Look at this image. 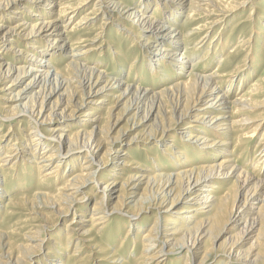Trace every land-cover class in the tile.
Instances as JSON below:
<instances>
[{"label": "bare ground", "instance_id": "obj_1", "mask_svg": "<svg viewBox=\"0 0 264 264\" xmlns=\"http://www.w3.org/2000/svg\"><path fill=\"white\" fill-rule=\"evenodd\" d=\"M56 1L0 0L1 23L7 20L5 16L12 10L14 11L13 16H10L9 20L13 21L18 15L21 16L20 22L14 26L5 27L0 24V61L3 60V62H0V83L12 77L13 74L16 75L11 81L12 84L18 82L21 78H29L27 84L17 94L11 95L7 99V102H13L11 104H14V106L0 107L2 109L0 110V128L3 123H6L9 127H11V124L16 123H20L22 127H29L24 135L26 140L25 142L23 141L24 147L22 148L18 145L20 143V141H17L18 139L11 142L9 141L10 137H6L8 140L3 142V146L0 147L1 151L4 148V144L8 147L5 156L0 157V172L2 173L1 168L11 161L13 162L11 167L14 166L17 155L23 149L26 152L23 153L30 156L29 162L35 164L36 170L40 175L38 185L45 182L49 177L55 180L59 179L62 168L66 169L68 167V171H72L71 176L54 192L42 193L40 197L46 201L40 205L54 216L64 215L67 212L73 213L76 218L83 215V220L80 223L71 221L64 227L66 237L61 245H65L66 250L73 240H77V242H74L75 249H77L75 253H79L82 246L79 242L89 243L88 245L95 243L93 247L90 246L91 256L95 255L92 259L93 264L106 260H110L111 264H125L122 260H119L120 258H118L119 256L116 255L114 250L108 246L99 248L97 245L99 238L96 233H100L105 228L114 213L120 212L127 216L131 229L132 223L137 222L136 219H138L140 214L151 210H153V215H155L154 223L147 228L141 237L142 248L138 256L139 261L136 264H163L173 251L179 250L187 252L185 253L184 264H190L192 260L195 262L198 258L200 259L197 264H204L207 259L205 245L208 239L211 238L213 231L216 229L217 232L221 231V228L230 222L236 221V219H243L244 226L241 228L239 237L229 243L228 252L226 253L230 256L229 262L237 260L241 264H256L259 259H264V178L260 176L262 174L261 166L264 164V133L254 147L253 154L255 155L253 160L255 163L253 164V170L247 173L245 172V165H242V167L237 164L239 156L248 149V143L258 134L260 120L264 116V100L260 101L257 98L264 94V78L250 87L247 86V90L242 95L230 100V97L234 96L233 93L228 95L232 83L237 79H240V83L243 80L242 77L238 78L240 75L238 70L241 67L236 65L232 68L231 64L227 63L230 53L219 59V64L214 73L206 75L204 74V68L199 71L200 73L193 72L195 67H197L196 65H198L197 63L203 62L205 65L206 59L213 61L217 53L215 50L212 53L209 52L211 51L212 40L208 39L204 42L205 39L200 38L202 30H206V28L205 25L195 24L197 17L216 14L224 19L245 10L252 0H136L138 4L134 3L130 6H124L112 0H81L77 3L80 6L79 8L71 7V5L62 7L56 4ZM44 2H48L50 11L47 13L39 10V15L32 14L31 9L38 10L37 5L40 3L44 5ZM90 2L98 3V8L95 7V11H98L101 8L100 6H104L102 11L105 18L99 25L100 29L97 28L98 30H101V27L106 25L107 21H109V24L113 23L114 18L117 17L125 22L137 25L147 33L148 38L143 46H146L147 52L157 58L154 59L144 54L148 61L146 62L144 59L145 63L142 59L139 61L146 72L139 71L138 74L140 72L142 75L148 74L149 81L153 84L142 88L144 76L138 78L137 74L136 77H130V79L128 78L129 75L125 79L118 75L108 79L104 72L94 67H86L75 61L77 57L84 56L93 49L81 51L79 54L78 52H73V45L66 32V25L60 26V23L62 17L68 13V10L73 8L71 12L76 13ZM52 8H57L56 12ZM19 9L21 11L18 12ZM150 9L159 12V14H153L155 19L161 21L160 23L148 13ZM23 10L28 11L30 16L40 17L39 20L41 21L35 24H28L26 17H23L25 15ZM94 10L93 12H95ZM183 11L185 14L182 16ZM50 12L55 15L52 19H50ZM93 12L84 14L73 26L74 28L72 27L71 31L75 29L76 33L80 34L81 37L82 35H89L91 30H87V26L91 24V14ZM181 17H183L184 22L178 25L176 19ZM28 19L33 18L28 17ZM252 22L249 16H246L232 30L236 28L241 31L243 27L250 25ZM40 32L47 33V38L55 34L56 38L53 43L60 44L55 48L58 50L55 53L58 56L68 58L63 70H57L50 63L54 56L52 55L53 51L51 52L45 46L46 44H43L46 40L43 41L42 39H38L39 43H32V40L24 42V45L30 46V49L35 51L38 56L32 55L29 61L23 63V66L16 68L12 64L5 63V59L1 58V49H7V44L18 43V39H36ZM101 34L102 32H99V35ZM217 34L222 35L223 33L219 32ZM249 38L250 33L248 37L241 33L237 46L234 45L230 49L231 52H236L238 47L241 44H245L244 41ZM94 40H96V37L91 43ZM85 41L88 42V38ZM228 43L229 40H222L220 37L216 44L220 45L218 52H221ZM152 44H154L153 47H151ZM204 45L206 47L202 48ZM44 47L48 50L44 49ZM182 47L184 53H187L190 49L192 52L201 50L203 56L201 59L190 63L191 69L183 79L180 78V80H175L171 85L169 84L159 90H155L154 81L158 80L162 84L163 81L171 80V75L165 71L166 69L164 70V67L170 71L172 70V73L177 76L184 75L182 70L187 64L186 59L188 57H183L184 53L180 52ZM17 53L19 55L23 54L20 50ZM114 55L118 56L116 53ZM178 55L180 57L176 58ZM46 56L49 59L43 60ZM165 59H169L171 63H165ZM13 61L14 63L18 62L17 59H13ZM136 61L137 56L129 63L128 74L133 70ZM25 64L28 65L25 66ZM4 65L5 68L3 67ZM252 67H249V70L252 71ZM69 81H75L77 93H74L73 98L70 97V101L66 102L64 107L61 108L63 96L71 92L69 91L71 87ZM102 81H105V83L100 86ZM225 83L229 84V88L228 91L222 92L221 87ZM112 90L113 92H119V96H113L114 98L119 100L127 98L130 101L127 111L134 112V115L145 112L141 119L145 123L151 119L155 127L156 122H158L161 128L160 133L165 130H171L172 125L183 127L189 131L186 133L184 141L181 142L182 144L176 146L172 154L163 153L171 157L169 167L175 169V173L172 174L166 171L156 174L157 171L154 169L157 168V170L162 171V165L156 162L157 159L153 161V158H151L153 162L150 163V167L152 166V169H150L143 163L138 162V158H132L135 155V150L140 146L136 143V137H132L128 141H124L123 135H116L109 140L107 139L106 136H109V131L114 125L108 127L106 123L109 117L100 114L98 109L103 104V99L110 96L108 93H113ZM39 91L42 92L41 96H37ZM54 97V101L47 109L49 100ZM167 98L174 102L173 112L175 113V120L165 125L164 122L170 116L167 117V112L161 109V101ZM200 104L202 105L201 109L197 108ZM146 107H148L147 111L145 110ZM190 114L194 115V119L191 122H183ZM80 117H83V120H80ZM76 118L80 120L78 123L80 129L71 132L67 128L71 127L70 121ZM86 121L94 125L97 123V126H95L96 131H93V129L90 131L82 129L87 125ZM53 123H57V127L48 130V133L45 134L41 127L45 126V129L49 127L48 124ZM140 125V123H137V126ZM154 130H157V127ZM104 144L109 146L108 149L104 148ZM103 148L104 152L101 158H98L97 155ZM41 149L42 153H38ZM80 152L85 154L82 157L80 167H77V160L73 159L72 155ZM120 152V161L117 163L119 167L116 170L125 172L124 177L118 178L117 176L116 178L115 174L111 181H107L101 187L99 185V175L105 169L104 166L108 156ZM36 156H38L37 162L34 161ZM190 156L193 158L191 159ZM215 157L220 158L219 162L216 161L217 164H206V162L202 161V164L199 163L197 164L198 166H193L194 163L192 162L195 159H199L201 162L200 158L211 160ZM49 166H51L50 169L41 172V170ZM76 168L77 171L75 170ZM232 178L234 179L233 183H239L238 191L234 195L229 189L222 188L219 183H210L211 180L225 182ZM24 179V176H22V185L25 183ZM53 179H51V182ZM117 179L122 182H117ZM4 183V179H2L0 183L1 200L5 194ZM205 185H207L208 189L203 190ZM17 186L20 187V185ZM117 186H119L118 189ZM86 190L87 192H84ZM90 190L91 196H94L95 199L89 214L87 213V216H85V208L81 207L80 202L83 201L84 197L88 198V191ZM183 193L193 195L184 201V207L172 213V206L175 202L185 200L181 197ZM115 194L117 195L115 196ZM260 196L262 199L258 201L257 199ZM238 198L242 199V209L240 208L237 212L232 213L230 204L234 205ZM11 200L12 198H9L8 202ZM26 200L27 197L23 196L16 198L12 204H6V207L13 204L19 205ZM112 200H114V204L110 209L108 205ZM168 202L170 204L167 207ZM253 204L257 205L255 213H250L249 206ZM246 205L247 208H245ZM160 222H163V224ZM84 223H87L88 226L83 227L84 225L82 224ZM119 225L118 223L115 229H118ZM97 227L98 230L94 233V228L96 229ZM45 229L47 227L41 226L27 240L38 241L41 231ZM130 229L124 237H120V246L118 248L121 249L123 244L126 245L128 241H131L134 245L137 244L140 229L136 228L134 231ZM236 230L240 229L236 228ZM115 235L116 237L119 236L118 230ZM205 235L207 239L204 245L201 246V239L205 238ZM242 235L244 236L242 241L254 236L253 242L248 246V250L244 254L239 252L240 245H238L241 244L239 240ZM38 246L39 244H29L26 253L36 247L38 248ZM135 251L136 249H131L129 252ZM48 254L52 257L50 253ZM226 254L224 255L226 256ZM1 256H3V260L0 259V264H15L12 262L13 255L9 250ZM14 259L18 260L20 258L15 257Z\"/></svg>", "mask_w": 264, "mask_h": 264}, {"label": "rangeland", "instance_id": "obj_2", "mask_svg": "<svg viewBox=\"0 0 264 264\" xmlns=\"http://www.w3.org/2000/svg\"><path fill=\"white\" fill-rule=\"evenodd\" d=\"M79 1L81 0H57L56 4L61 5L62 7L65 5H71V7L79 8L80 6L77 5ZM112 1L119 2L124 6H130V5H133L134 3L136 4L138 0L137 1L136 0H112ZM37 6H38V10L31 9L32 14L39 15V12H38L39 10L46 11L47 13L50 11V9H48V2H44V5L40 3ZM95 7L98 8V3L90 2L83 9L78 10V12L76 13L71 12V10L73 9L71 8L70 10H68V13L67 14L64 13L65 16L62 17L60 26L66 25V32L68 33V36L70 37V41L72 42L70 43L73 45L72 47L73 52H78L79 54L81 51L93 49L91 51L92 53L89 52L88 54H85L84 56H79L75 59V61L86 67L87 66L94 67L98 69L99 71L104 72L108 79H112L115 75H118L124 79L125 77L129 75L128 78L130 79V77L131 78L136 77V74H137L138 78L141 76L142 77L144 76L143 78L144 80L142 79L143 81L142 88H145L146 86L153 84L151 81H149L148 74H143V75L141 74V72L144 73L146 71L144 68L141 67V63L139 61L140 59L142 60L144 59L146 62L148 61L147 57H145L144 54L154 59L157 58L154 55L150 54V52H147L145 48L146 46H143L145 44V41L148 38L147 33H145L144 30L140 29L137 25L131 24V22H127V21L125 22L124 20H121L120 18H117V17L114 18L113 23L109 24V21H107L106 25L102 26L101 30H98L100 29L99 25H101L103 19L105 18L103 15V11H102V9L104 10V6H100L101 8H99L98 11L94 10ZM52 10H55L54 12H56L57 8H54V9L52 8ZM93 10L95 12H93ZM19 11L21 10L19 9L18 12ZM23 11L25 13L23 17L24 18L26 17V22H28V24L29 23L35 24L41 21L39 20L40 17L30 16V13L28 11L26 10H23ZM13 12L14 11L12 10L9 13H7L5 16V19L7 20L2 23L0 21V24H3L5 27H8V26H14L16 23H19L20 17H21L20 15H18V17L13 21L9 20V17L13 16ZM91 12H93V14H91V18H92L91 24L87 26V30H91L89 34L90 36L82 35L81 37L80 34L76 33L75 29L71 31V29L74 28L73 26L76 24V22H78L84 14L91 13ZM216 12L219 13L218 11ZM148 13H150V15L153 18L155 17L153 13L159 14L158 11L155 12L152 9H150V12ZM184 14L185 13L183 11L182 16ZM213 15H209L210 17L209 16L205 17L203 15H200L201 17L200 16L197 17L195 24L201 25V26L205 25L206 30H202L203 32L200 35V38L205 39L204 42H206L208 39L212 40V45L210 46L211 51L209 52L212 53L215 50L217 52L216 56L214 57L213 61H208L209 59H206L205 65L203 64V62L197 63L198 65H196L197 67H195L193 72L200 73L199 71H202V69L204 68L205 69L204 74L208 75V74L214 73V71L216 70L219 64V61H220L219 59L222 56H226L227 53H230L227 59L228 60L227 63H229V65L231 64L230 66L232 68H234L236 65H239L241 67L238 70L240 71L239 72L240 75L238 78L242 77L243 82L241 81L240 83L239 82L240 79H237L236 81H234L231 85V87L232 86L233 87L232 88L230 87V91H228L229 84L225 83L222 85L221 91L222 92L228 91V95L233 93L234 96L230 97V100H234L240 95H242L247 90L248 87L254 85L255 83H257V81L259 82L260 79L264 78V45H263L264 44V0H252V2L248 5V7L245 10L238 12L237 14L235 13L233 15H230L224 19L220 18V16H217L216 14H213ZM27 16L32 17L33 19L29 20ZM246 16H249L250 21H253V22L250 23V25H246L245 27H243L242 29L245 28L244 30H242L241 28H240L241 31L236 28H235L236 30L235 29L232 30L234 26L237 25V23L241 21L242 19H245ZM50 17H51L50 19H52L53 17H55V15L52 13ZM35 18H38V19H35ZM50 19H47V20H50ZM155 20H157L159 23L161 22L158 19H155ZM176 20H177L176 23L178 25H181L184 22L183 17L178 18ZM99 32H102V34L99 35ZM219 32L223 34L218 35L217 33ZM241 33L242 34L244 33V35L247 37H248V34L250 33V38L248 40H245L244 41L245 44H241L236 50V52H233V51L231 52L230 49L233 48L234 45L237 46ZM46 34L47 33L40 32L36 39L35 38L33 39L28 38L26 40L18 39L19 41L18 43L7 44L6 45L8 47L7 49H4V48L1 49V53H2L1 58L5 59L4 61L5 63L12 64L16 68L18 66H23L24 65L23 63L29 61L32 55L35 57L38 56L37 53H35V51L30 49V46L24 45V42L32 40V43H39L38 39H42L43 41L46 40V42H44L43 44H46L45 46H47L51 52L53 51L52 55H54L53 56L54 59L52 58L51 62L50 61L49 62L53 64L57 70H63V68L65 67V62L68 60V58L65 56L64 57L58 56L55 53L58 51L55 48H57L60 45L59 43H53V40L56 38L55 34L52 37H48V38ZM95 37H96V40H94L93 43H91V41ZM220 37L222 38V40L224 39L229 40V43L227 44L226 47H224V49L221 52H218L220 50L219 48L220 45H216V44L218 43ZM87 38H88V42L85 41ZM225 42H228V41H225ZM153 45L154 44H152L151 47H153ZM241 46L242 47L244 46V47L242 48ZM205 47L206 45H204L202 48H205ZM45 48L46 47H44V49ZM19 50L23 52L22 55H19L17 53V51ZM180 52L184 53L183 47ZM114 53L118 54V56L114 55ZM184 55L183 57H188L186 59L187 64L185 65L184 70H182V73L184 75L177 76L175 75V73H172V70L170 71L168 70V68L164 67V70L166 69L165 71H167V73L171 75V80H168L167 81L168 83L163 81L162 84H160L158 80L154 81L155 90H159L163 86H167L169 84L171 85L175 80L176 81L180 80V78L183 79L191 69L190 63L197 59H201V57L203 56V52L201 50H198L197 52H192L190 49L189 51H187V53L185 52ZM136 56H137V61L135 62L131 73L128 74L127 70L130 67L129 63L132 61L133 58H136ZM179 57L180 55H178V57L176 58H179ZM13 59H17L18 62L14 63ZM48 59L49 58H47L46 56V58L43 60H48ZM124 60L126 63L124 62ZM165 60H166L165 63H171L169 59H165ZM0 62H3V60H1ZM27 65L28 64H25V66ZM253 65L254 67H252ZM3 67L5 68V65ZM249 67H252V71L249 70ZM139 71H141L140 74H138ZM15 75L16 74H13L12 77L3 80L0 83V107L14 106V104H11L13 102H7V99L10 98L11 95L17 94L23 88V86L27 84V82L29 81V78L24 77V78H21L18 82H15L12 84L11 81L13 80ZM104 80L106 81L105 78ZM105 81H102L100 86H103ZM69 83L71 86L69 91L71 92L63 96L61 108L64 107L66 102L70 101L71 99L70 97L73 98L74 93H77V84L75 83V81H69ZM38 94L39 95L37 96H41L42 92L39 91ZM108 95L110 96L103 99V104L98 109L100 114H102L103 116L109 117L106 123L108 127L114 125V127L111 128V130L109 131V136H106L107 139L109 140L110 138L116 135H123L124 141H128L130 138L136 137L137 138L136 143L139 144L140 146L137 149L135 148L136 149L134 152L135 155L132 156V158L134 159L138 158L137 159L138 162H140L141 164L143 163L147 168H150V169H152V166L150 167L151 165L150 163H152L154 160L157 159L156 162L162 165V171L159 169L157 170L156 168L154 169L155 171H157L156 174H160L166 171L172 174L175 173L176 170L169 167V162L171 161L170 160L171 157L168 155H164L163 153L172 154L175 151V147L178 146L179 144H182L181 142L184 141L185 135L189 131L183 127L181 128V127H177L176 125H172L171 130L169 131L165 130L160 133L161 128L159 127L160 125L158 124V122H156L155 124L157 127V130L153 131V129H156L153 121L150 119V121L145 123L141 119L143 115L145 114V112L144 113L141 112V113L134 115V112L127 111V107L129 106L130 101L127 98L123 100L114 98V97L119 96V92L117 91H114L113 93H108ZM257 98L258 100L263 101L264 94L260 95ZM54 99L55 97L49 100L47 109L49 108L51 103L54 101ZM173 103L174 102L171 101L169 98L161 101V109L167 112L166 114L167 117L170 116V118H168V120L166 119V121L164 122L165 125L172 123L175 120V113L173 112ZM197 108L201 109L202 105L200 104ZM0 110L2 109L0 108ZM145 110L147 111L148 107H146ZM193 116L194 115H191V114L188 115L183 120V122H191L194 119ZM80 120H83V117H80ZM80 120L79 118H76L73 121H70L71 127L67 129L71 132H75L78 129H80L79 124H78ZM137 123H140L141 125L137 126ZM86 124L87 125L82 129L84 130L86 129V131H90L91 129H93V131H96L95 126H97V123L94 125L86 121ZM57 125H58L57 123L48 124L49 127H46L45 128L46 130L44 129L45 126H42L41 128L44 130V133L47 134L48 130H51L57 127ZM10 126L11 127H9L6 123H3L0 128V137H1L0 147L3 146V142L8 140L6 139V137H10L9 141L11 142L18 139L17 141H20L18 145H20L21 148L24 147L23 141L25 142L26 140V137L24 135L27 133L29 127H22L20 123L11 124ZM258 128H259L258 134L250 143H248V146H249L248 149L243 154H241V156H239L240 158L238 159V162H237V164H239L238 166L245 165L244 166L245 172L247 173L253 170V164L255 163L253 160V157L255 155L253 154L254 147L257 145L259 138L264 133V116H263V119L260 120V127ZM40 131L42 130L40 129ZM108 147L109 146L107 144H104V148L108 149ZM188 147L191 148L190 146ZM104 148L101 151H99L97 155L98 158H101L104 152ZM7 149L8 147L5 146L4 144V148L2 149V151L0 150V157L5 156ZM229 149H231V147H229ZM119 150H122V149H119ZM41 151L42 149L39 150L38 153H42ZM23 152H25V149H23L22 152L20 150V153L17 155L16 163L14 164V166L11 167V164L13 163L11 161L9 164H6V166L1 168L2 173L0 172V175H2L0 176V183L2 179H4V182H5L4 183V190H5L4 198H2V200L0 199V259L3 260V256L1 255H3L4 252L9 250V252H11L13 255L12 262H14L15 264H93L94 262L92 261V259L93 257H95V255L91 256L92 254L90 253L91 252L90 246L93 247L95 243L88 245L89 243L84 242L85 243L84 244L78 241L79 244H82L81 249L79 250V253H75L77 249H75L74 242H77V240H73L72 243L69 244L70 246L68 245V248L66 250H65V245H61V243H64V239L66 237L64 227L67 225V223L71 221H74V222L78 221V223H80V221L83 220V215L82 217L80 216L76 218L73 216V213L67 212L64 215L54 216L50 211H48L45 208H42L40 205L46 201L43 198H41L40 195L44 192L52 193L56 189L61 187L63 185V182L66 181L69 178V176H71L72 171H68L69 169L68 167L66 169L62 168L61 176L59 177V179L55 180L52 177L51 178L49 177L45 182L38 185L40 182V179H39L40 175L38 174V171L36 170L35 164L29 162L30 156L24 154ZM121 152L110 154V156H108L105 162V166H104L105 169L102 170V172L99 175L100 177L99 185L101 187H103L107 181H111L113 177L115 176V174H116V178L117 176L118 178L124 177L125 172L116 170L119 167V164L117 163L120 161L119 157H120ZM84 154H85L84 152L83 153L80 152V153H75L74 155H72L73 159L77 160L76 161L77 167H80V164L82 163V157L84 156ZM192 156H190L191 159L193 158ZM219 157L221 158V156ZM219 157H215L211 160L206 159V158H202V159L200 158L201 162L199 161V159H195L193 160L192 163H194L193 166H198L197 164L199 163L202 164V161L206 162V164H217L216 161L219 162L220 160ZM37 158L38 156H36L34 161L37 162L38 161ZM151 158H153V161H151ZM50 168L51 166L46 167L43 170H41V172H44ZM113 169L114 171H112ZM261 169H262L261 170L262 174L260 176L261 178H264V164H262ZM75 170L77 171V168ZM108 171H111V172H108ZM142 173H143V170H142ZM22 176H24L25 178L24 185H22V182H23ZM51 179H53L52 182H51ZM233 180H234L233 178L225 182H220V181L216 182L215 180H211L210 183L212 184L219 183L222 188L229 189L230 192L234 195L235 192L238 191L237 188H238L239 183L237 184L233 183ZM117 182L121 183L122 181L120 179H117ZM17 185H20V187H18ZM118 188L119 186H117V189ZM206 189H208L207 185L203 187V190H206ZM84 192H87V190ZM88 192H89L88 198L84 197L83 201L80 202L81 207L85 208V211H84L85 216H87V213L89 214V210L91 209V206L95 199V197L91 196L90 194L91 190ZM116 195L117 194H115V196ZM192 195L193 194L183 193L181 197H183L185 200L182 201L180 199L181 201L175 202V204L172 206L173 209L171 212L172 213L177 212L182 207H184L185 206L184 201H186V199L188 200V198H190ZM22 196L27 197V200L23 201L19 205L13 204V205H9L6 207V204H12L14 199L22 197ZM9 198H12V200L8 202ZM261 199L262 197L260 196L258 197L257 200L260 201ZM113 204H114V200L110 202V204L108 205V208L111 209ZM169 204L170 203L168 202L167 207L169 206ZM242 205H243L242 199L238 198L237 201L234 203V205L230 204L231 212L232 213L237 212L238 210H240V208L242 209ZM256 206L257 205L255 204L249 206L250 207L249 212L255 213ZM245 208H247V205L245 206ZM152 211L153 210L148 211L147 213L140 214V216H138V219H136L137 222L132 223L133 224L131 227L132 231H134L136 228L140 229V232L138 233L139 239L136 245H134L131 241H128L126 245L123 244L124 250H123V247L121 249L118 248L120 246L119 245L120 237H124L126 235L127 231L130 229V226H129L128 219H127L128 217L121 214L120 212H116L110 218V222L107 223L105 228L101 230L102 233L101 232L96 233L98 230V227L96 229L94 228L95 231L93 232L97 234V237L100 240V241L98 240V244H97L98 247L103 248L105 246H108L110 249L116 252V255H118L119 256L118 258H120L119 260H122L125 264H136L137 261H139L138 256L141 253V248H142L141 247V237L143 236L147 228L151 227L154 223L155 215H153L154 212ZM129 213H136V212H129ZM243 222H244L243 219L241 220L236 219V221L230 222L225 227L221 228V231L217 232V229L213 231L211 238L208 239L205 245L206 250H207L206 252L207 259L204 264H223V263L224 264H241V263H238L237 260L229 262L230 256L227 255L226 253L228 252L227 248L229 247V243L236 240V238L239 237V235L241 234V228L244 226ZM118 223L120 225L119 227H117L118 229H115ZM160 223L163 224V222H160ZM82 225H84L83 227L88 226L87 223H84ZM183 225H186V224H183ZM41 226H45L47 227V229L41 231L38 241L33 242L30 240H27L29 237L33 235V233L37 232V230L41 228ZM236 228H239L240 230H236ZM117 230L119 232L118 237H116L115 235ZM216 236L217 238L215 239ZM243 237L244 236L242 235V238L239 240V243L241 244H238L240 245L239 252L242 254L246 253V251L248 250V246L254 240L253 239L254 236H253L251 238H246L245 241H242ZM206 239H207V236L205 235V238L201 239V242H200L201 246L204 245V242ZM29 244H32V245L39 244V246L38 248L36 247L32 249L31 251H29L28 253H26L28 249L27 247L29 246ZM131 249L133 250L136 249V251L129 252L131 251ZM47 252L50 253L52 257H50V255ZM185 253H187L185 250L184 251L183 250L173 251L170 254L168 260H166L164 263L165 264H184L185 257H186ZM224 254H226V256ZM15 257H19L20 259L15 260L14 259ZM234 258H237V257H234ZM48 259L49 261H47ZM199 259L200 258L196 259L195 262H193L192 260L190 264H197ZM96 264H111V263H110V260H106L103 262H97ZM256 264H264V259H259L256 262Z\"/></svg>", "mask_w": 264, "mask_h": 264}]
</instances>
